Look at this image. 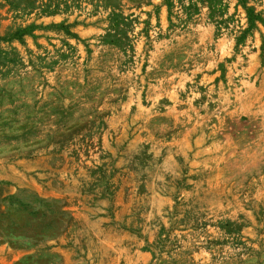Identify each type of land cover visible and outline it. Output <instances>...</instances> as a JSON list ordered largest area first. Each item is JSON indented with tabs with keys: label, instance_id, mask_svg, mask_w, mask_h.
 Returning a JSON list of instances; mask_svg holds the SVG:
<instances>
[{
	"label": "rangeland",
	"instance_id": "rangeland-1",
	"mask_svg": "<svg viewBox=\"0 0 264 264\" xmlns=\"http://www.w3.org/2000/svg\"><path fill=\"white\" fill-rule=\"evenodd\" d=\"M0 264H264V0H0Z\"/></svg>",
	"mask_w": 264,
	"mask_h": 264
}]
</instances>
